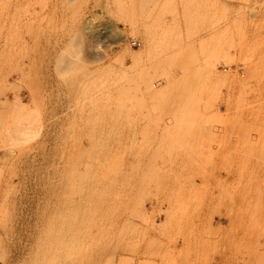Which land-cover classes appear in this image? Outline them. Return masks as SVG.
<instances>
[{"label":"rangeland","instance_id":"374dc122","mask_svg":"<svg viewBox=\"0 0 264 264\" xmlns=\"http://www.w3.org/2000/svg\"><path fill=\"white\" fill-rule=\"evenodd\" d=\"M260 85L264 0H0V264H264Z\"/></svg>","mask_w":264,"mask_h":264},{"label":"crops","instance_id":"0c3cea01","mask_svg":"<svg viewBox=\"0 0 264 264\" xmlns=\"http://www.w3.org/2000/svg\"><path fill=\"white\" fill-rule=\"evenodd\" d=\"M257 90L264 91V86L260 85L256 87ZM237 92L238 89H235ZM249 105L252 104L250 107L245 106V110L238 112L240 115H226L223 119H221L220 124L224 123L225 128L224 132L219 133V140L222 142L219 154L221 155H233L235 153H238L240 150L243 140H255L259 142L264 143V134H245L242 129L243 126L247 123H261V121L264 119V103H258L249 101ZM231 107V110L236 109ZM227 107L226 105L221 107V112H226ZM260 144V143H259ZM207 173H214V177L218 178L220 182L224 181L226 182L227 176L226 172L223 169H220L219 167H209L206 169ZM216 182L215 179H209L208 181L205 179L203 180H196L197 186H211L214 185ZM193 224L195 225L194 228V235L193 238L190 240V242L186 245V251L188 252V258L189 261L192 264H210L212 261H220L219 257H215V255H212V244L205 243L204 237L208 234L205 230H201L199 228L200 224H212L214 226V232L218 235H225L226 234V225L227 220L224 217L220 216H213L212 220H208L206 218V213H194L193 215ZM202 240V241H201ZM176 248L178 251H182V248L184 246L182 244H177Z\"/></svg>","mask_w":264,"mask_h":264},{"label":"built area","instance_id":"2783aa9c","mask_svg":"<svg viewBox=\"0 0 264 264\" xmlns=\"http://www.w3.org/2000/svg\"><path fill=\"white\" fill-rule=\"evenodd\" d=\"M132 45H137V46H139V42H137V41H132Z\"/></svg>","mask_w":264,"mask_h":264}]
</instances>
